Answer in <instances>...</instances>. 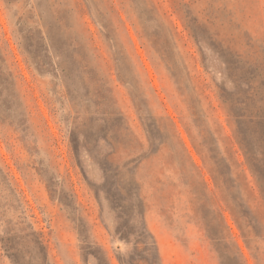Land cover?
I'll list each match as a JSON object with an SVG mask.
<instances>
[{"label":"rangeland","instance_id":"rangeland-1","mask_svg":"<svg viewBox=\"0 0 264 264\" xmlns=\"http://www.w3.org/2000/svg\"><path fill=\"white\" fill-rule=\"evenodd\" d=\"M4 40L34 128L0 127V264H264V0H0Z\"/></svg>","mask_w":264,"mask_h":264},{"label":"trees","instance_id":"trees-1","mask_svg":"<svg viewBox=\"0 0 264 264\" xmlns=\"http://www.w3.org/2000/svg\"><path fill=\"white\" fill-rule=\"evenodd\" d=\"M148 38L152 42V46L154 48V53H156L158 55V64L159 65L164 64V66H166L168 69H170L171 68L170 67L171 66V60L167 58V55H166L167 54V51H166L167 48L166 47L161 48L158 46L159 41H158L156 35H149ZM3 44L5 47L4 48L5 53H0V93L5 92L8 94L10 92L9 91L10 88H11V90H13V93H12V95H6L7 97L4 100H2L1 103L4 106L5 112L6 111L12 112L13 111V105L15 104V106H17L18 108H14V109L18 110L19 114L16 113V118L12 119L7 124L5 123L6 119L0 115V127L2 129H4L5 126H7V125L10 126L12 129H14V132L16 134L21 136L22 142L25 143L28 141V137H27V133H26L27 129H28L27 128L28 123L30 124V126H32V128H34V124L32 122V109H30L28 107L27 96L25 94H21V91H20L22 86L27 85V81L17 66H16V68H17V70H16L17 74L16 75H14V72L8 73V71L10 70V65H13V64L16 65L15 55H14L12 49L10 48L8 40H4ZM63 45H66V47L68 49H70L71 47H75V45L73 43H71V41H62L61 45H58V46H59V49L61 51L66 53L68 59H70L73 62L72 64H73V68L75 69V71L79 70L81 65H79L77 63L75 53H73V51L71 53L68 52L67 49L65 47H63ZM116 74H117V78L120 82H122L123 84L127 83L126 79L125 78L123 79V77H121L119 75V72L117 70H116ZM30 95L32 97V99H30V101H32L33 107L38 110L37 115H38V117H40L39 119L41 121V124H37V128L39 129L40 132H42V133L47 132V134H48L49 132L47 130L48 127L46 126L45 119L42 116L41 112L39 111V108L35 102V98L33 97L32 94H30ZM16 103H18V104H16ZM241 104H243L245 107H250L248 110L244 109L245 111H248L250 113L248 116L249 119H252L253 117H255V115L252 114L253 112H251V107L253 106L251 104V102H248V103L242 102ZM240 116H243V115H240ZM240 118H242V117H240ZM249 123H250L249 124L250 128H244V132L242 131V133H241L242 136H241L240 141H241L242 147L244 146V148H245L244 151H246V155L248 156V158L252 162V165H253L252 167H254L255 173L257 174L261 183H263V185H264V164L263 165L261 164L263 157H264V115H263V120L261 123L259 120H255L254 122L252 120H250ZM3 173H4L3 169L0 168V177L1 178L4 177ZM7 185H9V184H7Z\"/></svg>","mask_w":264,"mask_h":264}]
</instances>
